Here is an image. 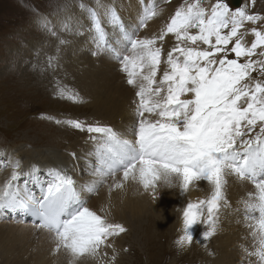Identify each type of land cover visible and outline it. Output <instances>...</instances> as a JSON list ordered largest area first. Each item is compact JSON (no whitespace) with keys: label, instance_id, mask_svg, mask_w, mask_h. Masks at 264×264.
Segmentation results:
<instances>
[{"label":"snow or ice","instance_id":"1","mask_svg":"<svg viewBox=\"0 0 264 264\" xmlns=\"http://www.w3.org/2000/svg\"><path fill=\"white\" fill-rule=\"evenodd\" d=\"M255 3L248 0L233 8L229 0H215L205 7L203 0H183L158 35L144 38H137L136 32L159 15L156 0H141L138 24L131 32L114 8L105 10L103 20L89 8L98 49L107 45L104 24L123 34L125 54L117 53L116 58L127 84L136 89L137 120L126 133L98 123L64 121L93 134L95 163L88 165L89 175L100 179L83 184L67 170L51 168L37 196L27 188V180L24 187L17 182L21 177L35 178L38 166L24 170L21 160L8 157L0 164L12 169L0 187V211L33 216L34 226L52 235L54 251L63 248L74 258L96 256L109 237L127 231L91 209L83 195L94 193L104 177L119 172L122 181L113 187L122 188L131 179L145 191L156 188L162 174L175 177L182 192L204 181L211 186L210 196L188 202L182 213L183 231L177 244L191 246L194 225L204 226L203 241L215 235L221 202L228 205L225 177L234 175L253 188L241 199L244 221L255 241L254 250L245 252L264 264V80L253 76L257 72L264 76V26L250 29L254 37L250 45L244 42L248 32H241L245 22H264V16L248 10ZM169 35L175 44L165 58L163 44L158 42ZM59 95L78 100V94L65 88Z\"/></svg>","mask_w":264,"mask_h":264},{"label":"rangeland","instance_id":"2","mask_svg":"<svg viewBox=\"0 0 264 264\" xmlns=\"http://www.w3.org/2000/svg\"><path fill=\"white\" fill-rule=\"evenodd\" d=\"M107 1L108 0H99V2L98 0H0V164H3L8 159L9 152L16 151L17 148H22L23 150L21 152L31 149L49 150L52 152H59L60 154L64 152L66 155L74 152L79 161L78 164L80 163V170L78 167H75L73 172H79L78 178L81 179L80 184L87 182L90 177H93L89 175L88 167L89 163H95V157L92 155L94 142L90 139V136L93 134H89L87 131H79L67 123H64V120H82L85 121V124H90L93 120V118L90 117L93 115L94 109L86 108L83 103L79 101H76V104H74L75 102L72 103V100L59 95V90L61 88L68 90L66 86H71L70 88L72 90L75 88L77 89L79 81L73 76L71 73L73 71L69 70L68 66H62L60 62L55 59L53 60V58L55 55L63 53V48L68 39L76 37L77 39L90 38L88 40L91 41L92 46L88 48L90 52L87 53L86 57H88V55L93 56V58L99 55L104 56V54L100 53L104 52L106 54L108 53V57H111L114 59L113 61L117 63L116 66H111L109 64L105 65L106 62L102 61L100 58L93 61L94 64L95 62L100 64V67L105 70L103 75L116 73L118 76H122L123 81L126 82V74L121 71V64L117 60L115 54H111V50H102L101 47L99 49L97 48V50L93 49V46H96L93 38L87 35L86 37L80 30H77L76 34H65L62 25L66 20L60 19L57 23V28H55L53 22H56V19L66 13L74 12L76 14H81L84 19L89 20V23H91L88 12L84 11L81 6H95L103 2L108 3ZM126 1H129L130 6L135 9V14L130 16L134 23L133 25L127 26L133 30L137 27L142 4L141 0H122V2ZM147 2H151V0H147ZM203 2L205 7H209L215 0H203ZM182 3L183 0H156V7L159 12L160 8L161 11L167 10V6L175 9ZM229 3L235 8L232 4V0H229ZM246 3H248V0H242V4ZM76 4L80 6L75 9ZM116 4L120 11L121 8L119 3L116 2ZM248 10L264 16V0H256L255 5L249 7ZM117 14L121 16L119 12H117ZM43 18L46 19V22ZM152 20H149L147 23H150ZM245 24L246 27L244 26L241 32H248V35L244 37V42L250 45L251 41L254 39L250 33V29L252 27H262L264 26V22L258 23L257 25H252L250 22H245ZM79 31L81 34H79ZM143 31H145L143 27L139 28L136 32V37L142 38L140 36H142ZM150 33L151 31H149V34ZM120 35L122 34L120 33ZM147 36L149 37V35ZM171 37L172 36L169 35V39H171ZM110 40L118 41L120 39L117 38V40H114L111 38ZM164 44V49L166 48V50H164V57L166 58V53L175 44V40L166 41ZM117 51L121 55L125 54L122 50L120 51L117 49ZM93 53H95V55ZM253 59H257V57H253ZM55 62L58 64V67L55 65ZM60 66L62 68H59ZM163 67L164 65H162V68ZM253 76L264 80V76L259 75L258 72L253 73ZM134 98L136 99V96ZM120 114H107L108 116H102L100 119L108 117L115 119ZM42 115L45 117L51 116L54 119H42ZM55 120H60L61 123L57 124ZM24 163L28 164L27 162ZM48 163L49 162H37V165L39 164L37 176H40V178L43 179L41 182L44 183H46L49 178L47 176V171L53 168L50 167L51 164ZM0 168L1 173L3 169L2 167ZM121 178L122 176L113 179V183H101L102 185L100 184L99 187H109L124 203L127 201L125 197L126 192V196L130 199L127 206H131L132 197L140 200L137 194H141L145 190L139 183H135L131 179L128 180L129 183H127V181L123 182L122 188L113 187L115 182L122 180ZM23 179V182H25V180L29 182L32 181L27 177H23ZM93 179L94 178H92V180ZM225 179L226 184L224 188L229 191L231 186L228 183L227 175ZM90 180L91 178L89 181ZM177 183L178 180H174L175 186L166 190L158 181L156 186V191H158L153 195H148L149 198H151V196L153 197L152 204L155 203L154 205H156V202H158V204L161 205L162 210H164V216L160 213H152L150 210L147 211L148 213L145 212L146 214H144L140 212L143 205H135L138 206V209L137 207L136 209L139 210L141 215H138V217L134 219H130L129 217L128 219L130 221L124 224L127 231L120 234L121 236L112 237L117 243H115L113 246L114 248L106 254L105 258L107 261L114 264L216 263L220 255L218 248L216 247L213 249L202 245V243H198L195 234H193L194 242L191 246L187 247L186 250L183 246L174 243V241L178 240L180 235H182V232L178 231V229H180V224H175L177 221L175 220L174 214L167 208L169 211L168 213L166 207L169 198L167 193H169V191H174ZM200 183H202V181L198 182V184ZM194 184H197V182ZM196 186L197 185L194 187L196 188ZM106 190L109 189L106 188ZM150 190V193H152L153 190ZM160 193L161 195H159ZM206 194L205 191L199 192V200H201L202 197L203 199H207ZM238 197L245 198L246 196ZM93 198L94 197H91L89 202H92ZM234 204L235 203L231 201L228 202L227 207L229 206V210L226 211L224 209L223 216L225 217L222 216V218H220V226L218 225L215 235L209 240L212 243L221 241L222 248L225 251L231 249L233 256L231 260H227L226 264H250V262L251 264H257V258L254 256L249 257L245 252V249L249 251L254 250L253 246L255 241L251 235V230L246 227L243 205L235 207ZM131 208L132 207H128V209H126L129 212ZM177 208L179 212H181L180 204ZM135 219H137V221ZM13 220L14 222H18L15 221V219ZM172 221L173 223H170ZM130 227L132 231L129 230ZM110 238L111 237H109V239ZM250 243L252 244L250 245ZM13 246L14 245H10L9 248L12 250ZM27 246L39 248L40 254L43 253L39 256L45 260L46 264H70L71 254L67 253L68 251L63 248L59 251H54L55 246L52 248H44L41 247V245H37L35 241H31ZM10 249L9 251H11ZM51 249L53 250L51 251ZM31 253L32 252H30V254ZM13 255L17 257L15 253ZM1 257L4 258L0 254V264L17 263V259L12 261V258L9 262V258V260H6L1 259ZM31 257L30 259H34V256ZM28 259L29 258L26 259V263L29 262Z\"/></svg>","mask_w":264,"mask_h":264},{"label":"bare ground","instance_id":"3","mask_svg":"<svg viewBox=\"0 0 264 264\" xmlns=\"http://www.w3.org/2000/svg\"><path fill=\"white\" fill-rule=\"evenodd\" d=\"M107 2L108 3L103 2V3H101L99 5H95V6L85 5V6H83V10L88 12V9L91 8V9L95 10L97 12V14L103 20V19H105V17H104L105 10L109 9V8H114L116 12H119L121 14L120 17L125 24L126 30L131 32L132 31L131 28H129L127 26L133 25V23H134V21L131 20L130 16H133L132 14H135V9L130 6L129 1L122 2V0H108ZM116 2L119 3V6L121 8L120 11L118 10V6H117ZM167 2H169V1H167ZM163 4H166V3H163ZM78 6H80V5L76 4L75 9L79 8ZM163 7H164V5H163ZM167 7H168V9L165 11H161V8H160L159 15L154 20H152L150 23H147L145 28L143 27V29H145V31H143L142 36H140V37H142V38L148 37L147 35H149V37H151L153 35L159 34L161 27L165 26L167 24L169 18L171 17L172 14H174V12L176 10V8L174 9V8H171L170 6H167ZM88 15H89V13H88ZM60 19L66 20L64 22V24L62 25V28L65 30V34L66 33L76 34L77 30H80L81 32H83L85 34V36L87 35V36H90L91 38H93L94 33L91 30V23H89V20L84 19L81 14H79V13L76 14L74 12L66 13L65 15L56 19V22H53L55 28H57V23L59 22ZM43 20L46 22L45 18H43ZM104 27L106 28L107 33H108L107 45H106V47L101 46V49L102 50H106V49L111 50V52H112L111 54L112 55L115 54V56H116L118 53L117 49L120 51L123 49V44H124L123 34L119 30L114 29L107 24H104ZM80 31H79V34H81ZM149 31H151L150 34H149ZM120 33L122 35H120ZM111 38L114 40H117V38H118L120 40L112 41V40H110ZM88 39H90V38L77 39V37H76V38L68 39V41L66 42V45L63 48V53L60 55H55L53 60L55 59L56 61L60 62L62 66H64V65L68 66L69 70L73 71V72H71L73 74V76L77 79V81H79V84H78L79 86L77 89L75 88L74 90H72L70 88L71 86H66V88H68V90L66 89V91L69 93L78 94V100L77 101L83 103V105L86 108H93L94 109L93 115L90 117V118H93V120L90 122V124H97L98 123L100 125H107V126L112 127L115 131H117L119 133H126V132L130 131L131 127L135 124V122L137 120V117L135 115L136 105H134V103H133V101L137 99V98L136 99L134 98L135 97L134 93H135L136 89H134L132 86H130L126 82H124L122 79V76H118L116 73H110V74L105 75V76L103 75V72H105V70H103L100 67V64H97L96 62L94 64L93 61L100 58L102 61L106 62L105 65L109 64L111 66H116L117 63L113 61L114 59H112L111 57H108V53L106 54L104 52H100V53L104 54V56L99 55V56H96L95 58H93V56L88 55V57H86L87 53L90 52L88 50V48H90L92 46L91 41ZM169 40H174V38L171 37V39H169V36H167L163 42H158V46L160 43H162L163 48H164L165 47L164 43L166 41H169ZM93 49L97 50V47L93 46ZM164 50H166V48ZM53 64H54V62H53ZM55 65L58 67V64L56 62H55ZM59 68H62V67L60 66ZM75 87H77V86H75ZM72 103H74V101H72ZM74 104H76V101ZM113 113H117V114L121 113V114L115 119H112L110 117L105 118V119L104 118L100 119L102 116L106 117V116H108L107 114H113ZM97 115H99V116H97ZM66 120H70V119H65L64 121H66ZM105 120H107V121H105ZM81 122L84 123L85 121L81 120ZM22 150H23L22 148H17L16 151L9 152V154H8L9 155L8 157H12L13 159H19L22 161V164H21L22 169L27 170L30 165H33V164L37 165V162H44V163L49 162L51 164V166L49 165L50 167L67 170V173L69 175H71L73 177V179L78 182V184H80L81 179L78 178L79 172H77V173L73 172V169H75V167H78V169H79L80 163L78 164V162H79L78 159L76 157L74 158L71 155V153L66 155V154H64V152L60 154L59 152H52L49 150L31 149V150H25V151L21 152ZM92 151H93V149H92ZM72 153H74V152H72ZM90 156H91V154H90ZM27 158H29V159H27ZM24 162H27L28 164H25ZM82 163H83V161H82ZM38 168H39V166H38ZM2 169H3V171H1V173H0V187L3 186L4 182L9 178L11 171H12L11 167H2ZM37 174H38V172L35 174V178L27 177L30 180H32L31 182L28 181L27 188L29 190H31L35 195L39 196L40 195L39 186L41 184H44V182H41L43 179L40 178V176L38 177ZM120 176H122V174L119 172L116 173L114 178L112 176H107V177L103 178L104 182L102 184L113 183L112 180L117 179ZM90 178H91V180H92V178L100 179L99 177H94V176L90 177ZM227 178H228V183L231 186V189L228 191L226 188H224L225 197H226L228 202L231 201V202L235 203L234 204L235 207H239L242 205L241 204V198H243V197L239 198L238 196H246L247 192L252 191L253 188H252L250 183L242 182V181L236 179V177L234 175H227ZM89 179H88V181H89ZM23 181H24V179H23V177H21L20 181H18L17 183L21 187H24L25 182H23ZM124 182H126V181H124ZM127 183H129V182L127 181ZM195 185H197L196 188L194 187ZM106 188L109 190H106ZM198 188H199V190H198ZM105 190H106V192H105ZM127 191H128V189H127ZM202 191H205V193H207L206 195L208 198L210 196V193H211V186L208 185L207 182H204V181H202V183H200V184H198V182H197V184L190 185V187L187 191L182 192L180 185H179V181H178L175 190L169 191V193H167L169 198H168V202L166 201L167 202L166 209L169 208V211L171 210V212L174 214L175 220L177 221V223H175V222L174 223L180 224V229H181V225H182V213H183L184 208L186 207V204L188 202L198 201L199 200L198 194H199V192H202ZM150 192H151V190L150 191L148 190L146 192L144 191L141 194L136 193L139 196L140 200H138L135 197H132L131 206H127L130 199L128 198V196H126L127 195L126 192H125V197L127 198V201L124 203L123 200H120V198L117 195H115L111 191V189L107 186L98 187L94 193H91V194L84 193L83 195L88 197V206L91 209L96 210L101 215H106L107 219L110 222L120 223V224L124 225L130 221L128 219L129 217H130V219H134V218L138 217V215H141L140 212L146 214L145 212H147L148 210H150L152 213L153 212H156L157 214L160 213L162 216L165 215L164 210H162L161 205L158 204V202H156V205H154L155 203L152 204V202H153L152 198L153 197L151 196V198H149L148 195H153L155 193H153V192L150 193ZM91 197H94V198H93L92 202H89ZM165 197H167V196H165ZM202 199H203V197H202ZM150 204H152V205H150ZM179 204H180L181 212H179V210L177 208ZM135 205H143V207H141L142 209L140 210V212H139V210H137L138 206H135ZM128 207H132L131 211H129V212L127 211ZM136 207H137V209H136ZM228 207L224 206L223 201L221 202V207L219 209V212L217 213L218 218H219L218 219V225H219V220H221L220 218H222V216L224 215V209L226 211H228L229 210ZM101 208L104 209L103 212L100 211ZM167 211H168V209H167ZM169 211H168V213H169ZM1 212H2V215H1ZM1 212H0V216H1V218H0V254L4 257V258L1 257V259L7 260L9 258L10 259V260L8 259L9 262L11 261L12 258H13L12 261L17 259V263H13V264H46L45 260L40 258V256H39V255L43 254V253L40 254V249L32 246L35 248V250H34V248L29 247L27 245L30 244L31 241H35L37 243V245H39V246L41 245V247H44V248L51 247L52 248L55 246V241L53 240L52 235L50 233H48L46 230L34 227L30 223H25V222H28L27 217L23 216L22 212H19V211L14 212L11 210H3ZM205 215H206V212H205ZM223 217H225V216H223ZM13 219H15V221H18V222H14ZM135 220L137 221V219H135ZM170 223H173V221ZM203 228H204L203 225H194L190 230H191L192 234L196 235L197 238L196 237L195 238H196L198 243H202V245L209 247V248H213V249L216 247L218 248L220 255L217 258L218 260L216 261L215 264H226L228 259L229 260L232 259L233 252L231 251V249H227L225 251L222 248L221 241H219L218 243L217 242L212 243V242H210V240L203 241L202 237H201V233L204 230ZM217 229H218V226H217ZM129 230H131V227ZM119 236H121V235H119ZM115 243H117L116 240L111 237L109 239V241H107L106 245L101 247V249L99 250V254L96 256L86 254L84 256L74 258L71 255L70 264H101V263H103V264H114V263L107 261L105 256L107 253H109L112 250V248H114L113 246ZM252 243H250V245ZM10 245H14L12 250L9 248ZM108 245H110V246H108ZM119 246H120V242H119ZM9 249L11 251H9ZM52 250L53 249H51V251ZM113 251H114V249H113ZM30 252H32V253L30 254ZM14 253L17 254V257H15V255H13ZM67 253H69V252H67ZM29 255H31L32 257L34 256V259H30L31 256H29ZM27 258H29L28 263H26ZM4 264H7V263H4Z\"/></svg>","mask_w":264,"mask_h":264},{"label":"clouds","instance_id":"4","mask_svg":"<svg viewBox=\"0 0 264 264\" xmlns=\"http://www.w3.org/2000/svg\"><path fill=\"white\" fill-rule=\"evenodd\" d=\"M174 180H177V179L175 177H169L167 175L162 174L159 182L165 189H171L175 186ZM153 192L154 193L156 192V188L153 189ZM159 195H161V193ZM178 231H181V232L183 231V224L181 225V229H178ZM174 243L177 244V240H175ZM187 247H189V245L183 246L185 250Z\"/></svg>","mask_w":264,"mask_h":264},{"label":"water","instance_id":"5","mask_svg":"<svg viewBox=\"0 0 264 264\" xmlns=\"http://www.w3.org/2000/svg\"><path fill=\"white\" fill-rule=\"evenodd\" d=\"M241 1L242 0H233V5L235 6V7H240V5H241Z\"/></svg>","mask_w":264,"mask_h":264}]
</instances>
